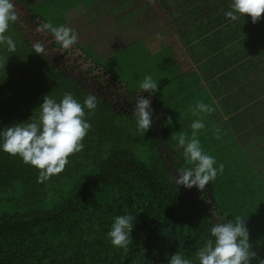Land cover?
<instances>
[{"label": "trees", "instance_id": "obj_1", "mask_svg": "<svg viewBox=\"0 0 264 264\" xmlns=\"http://www.w3.org/2000/svg\"><path fill=\"white\" fill-rule=\"evenodd\" d=\"M12 2L20 19L6 33L16 51L0 45V131L38 117L46 95L59 102L71 93L83 104L92 94L97 107L85 109L91 128L83 150L43 183L37 182L38 169L0 147V264H169L177 252L199 264L197 250L214 241L210 229L242 215L252 250L264 259L261 175L218 172L203 191L177 186L174 178L180 169L192 165L171 144L157 94L160 86L154 95L141 93L92 48L77 42L63 49L50 33L35 31L49 22L33 8L38 4ZM37 40L44 43L46 55L33 51ZM139 94L151 99L152 125L145 134L138 131L133 116ZM126 118L133 123L129 131L119 126ZM131 127L136 129L130 132ZM240 177L253 182L254 189L240 188L239 202L236 189L211 184L236 186ZM8 192L12 197L2 202ZM51 192L58 194L56 200ZM120 215L134 217L127 253L107 237ZM251 264H258V259Z\"/></svg>", "mask_w": 264, "mask_h": 264}, {"label": "crops", "instance_id": "obj_2", "mask_svg": "<svg viewBox=\"0 0 264 264\" xmlns=\"http://www.w3.org/2000/svg\"><path fill=\"white\" fill-rule=\"evenodd\" d=\"M232 2L134 0L132 6L137 14L126 24L125 33L118 36L122 42L119 46L122 52L128 49L132 52V47H148L152 55L165 63L164 69L171 72V76L156 83L161 89L170 88L166 94L177 89L178 93L186 95L191 79L195 77L193 87L195 83L201 87L194 91L199 94L191 97L215 109L211 114L201 115H205V127L197 133L198 139L208 138L203 143L216 154L217 161L219 155L228 156L223 162L216 161L214 168L219 172V166L223 164V172L234 176L245 172L253 177L254 173H259L260 181L264 183V16L255 24L250 16L240 14L232 21L225 16L231 10ZM100 18L92 23L98 25ZM102 22L113 24L110 16H105ZM87 44L85 47L98 54L91 42ZM112 52L106 60L111 59ZM137 53L135 49V55ZM229 122L234 125L237 135L230 129L226 131L228 135L223 131L222 125L227 127ZM212 123L220 130L219 139L214 129L209 130ZM190 130L188 126L183 132ZM230 133L233 137L231 147L226 144ZM248 158H251L250 164ZM231 184L216 187L236 191L243 187L254 189L253 182L243 177L237 180L236 186Z\"/></svg>", "mask_w": 264, "mask_h": 264}, {"label": "clouds", "instance_id": "obj_3", "mask_svg": "<svg viewBox=\"0 0 264 264\" xmlns=\"http://www.w3.org/2000/svg\"><path fill=\"white\" fill-rule=\"evenodd\" d=\"M231 10L225 13L226 18L235 21L240 15L252 18V23H257L264 16V0H233ZM20 19V13L12 0H0V45H6L9 52L16 51V44L10 35H6L10 24H15ZM38 33H50L54 40L63 49H69L78 41V34L67 26H54L51 21L38 25ZM33 51L40 56L46 55L45 45L42 41L32 44ZM142 92L155 94L158 84L150 75L145 76L139 84ZM97 107V97L89 94L81 104L71 93H65L57 102L49 95L43 97L39 106L38 117H33L27 122L15 124L0 131L2 150L12 156H19L25 164L39 170L38 183L49 180L52 176L60 174L68 164V158L83 150L82 141L91 128L86 120L85 109L89 112ZM193 116L211 114L215 109L202 101L196 103L191 109ZM151 99L144 98L141 94L136 97L133 116L138 131L145 134L152 125ZM166 124H172V117H166ZM205 124L201 116L191 123V138L184 133L176 136L178 144L183 148L185 161L190 168H182L174 178L177 186L182 185L187 189L194 186L203 191L210 181L216 179L218 171L214 168L215 158L205 154L197 138L199 130ZM219 139L218 128L214 129ZM224 170L223 164L219 166V173ZM131 215H120L114 218L111 229L107 232L114 247L122 248L127 253L132 241L129 239L133 230ZM213 240H208L196 252L199 264H251L253 259H258V264H264V259L252 250L249 243V231L246 227V218L236 217L235 222L228 221L217 223L210 229ZM143 254V251H142ZM169 264H192V260L185 258L177 252L172 255Z\"/></svg>", "mask_w": 264, "mask_h": 264}, {"label": "rangeland", "instance_id": "obj_4", "mask_svg": "<svg viewBox=\"0 0 264 264\" xmlns=\"http://www.w3.org/2000/svg\"><path fill=\"white\" fill-rule=\"evenodd\" d=\"M32 4H38L33 8L35 11L53 24L57 26H67L70 28H75V32L78 34V43L85 47L88 45L87 43L91 42L94 46V49L98 51L99 56L108 63V66L122 79L126 80L129 85L139 87V84L143 81L145 76L150 75L151 77L158 74H163L162 77L153 78L154 82H161V80L169 79L171 76V72H168L164 69L165 63L160 62V58L158 56L152 55L150 50H147L148 47H132V52L130 50H126L125 52L120 51L119 37L125 32L126 24L130 23L137 14V11L132 6V3L129 0H28ZM116 1H122L121 3H116ZM124 10L127 13H122ZM105 16H110V19L113 20V24L108 22H102ZM81 17L82 19L76 21L77 18ZM101 17L98 25L93 24L92 21L96 18ZM71 19V20H70ZM117 27V29H116ZM150 41V40H148ZM110 42V43H109ZM135 49L138 50V53L135 55ZM113 50V52H112ZM116 51V53L114 52ZM110 51L112 52V56L110 60H106L109 57ZM163 56V55H162ZM130 59H136L132 62ZM105 63V62H104ZM195 77L191 79V84L188 87V93L186 95H182V93H178L177 89H174L173 92L169 95L166 94L169 87H163L160 89V92L157 93L161 95L160 99L162 100V108L165 110L166 117H172V124L167 125L169 136L172 137L171 143L176 149H179L184 157L183 148L178 144L176 136L179 133H184V128L191 127V123L200 119L201 115L193 116L191 109L195 107L197 98L191 97L192 94L198 95L199 92H194L195 90L200 89L201 86H198L195 83ZM180 92V91H179ZM177 98L175 102L173 100ZM203 118V122L205 121V115ZM205 123V122H204ZM133 123H130L129 119H124L119 123L120 128L126 127V130L129 131L130 127ZM219 126V125H218ZM210 127V126H209ZM208 127V128H209ZM239 128L238 125H236ZM132 128V127H131ZM216 129L214 123L209 130ZM224 128V132L232 131L233 135H237L238 133L235 130L234 125L229 122L227 127L222 125ZM136 128H132L130 132L134 131ZM186 137L191 138L192 129L189 133H184ZM227 134V132L225 133ZM228 135V134H227ZM232 135V136H233ZM199 135H197V138ZM206 139H203L200 142L201 148L203 152L209 156L215 158L217 161L216 154L209 148H207L206 144L203 143ZM199 140V139H198ZM233 137H231V133L229 135L227 145L233 144ZM232 151V148H231ZM227 155H219L218 163L223 162L227 159ZM213 187L217 188L214 185ZM241 185V184H239ZM218 189V188H217ZM243 190L234 191L235 199L239 202L242 197L240 194ZM52 201L57 199V195L54 192H51ZM12 195L10 192L3 193L2 198L7 202V199L11 198ZM256 208V207H253ZM262 216V215H261ZM243 217L244 216H238ZM236 219V217H233Z\"/></svg>", "mask_w": 264, "mask_h": 264}]
</instances>
